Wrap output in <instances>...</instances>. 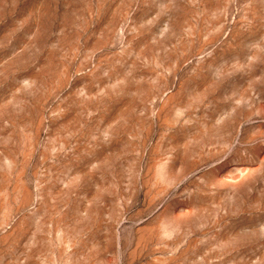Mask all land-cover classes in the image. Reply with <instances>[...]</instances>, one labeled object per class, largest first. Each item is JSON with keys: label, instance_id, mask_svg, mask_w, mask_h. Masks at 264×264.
Here are the masks:
<instances>
[{"label": "rangeland", "instance_id": "obj_1", "mask_svg": "<svg viewBox=\"0 0 264 264\" xmlns=\"http://www.w3.org/2000/svg\"><path fill=\"white\" fill-rule=\"evenodd\" d=\"M0 264H264V0H0Z\"/></svg>", "mask_w": 264, "mask_h": 264}]
</instances>
